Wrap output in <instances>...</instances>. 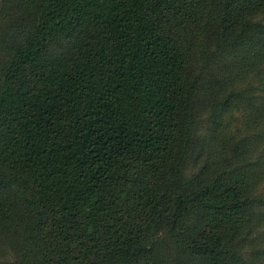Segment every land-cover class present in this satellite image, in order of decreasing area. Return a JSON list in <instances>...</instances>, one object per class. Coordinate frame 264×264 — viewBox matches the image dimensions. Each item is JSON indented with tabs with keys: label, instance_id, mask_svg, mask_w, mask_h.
I'll return each mask as SVG.
<instances>
[{
	"label": "trees",
	"instance_id": "16d2710c",
	"mask_svg": "<svg viewBox=\"0 0 264 264\" xmlns=\"http://www.w3.org/2000/svg\"><path fill=\"white\" fill-rule=\"evenodd\" d=\"M263 232L264 0H0V264H264Z\"/></svg>",
	"mask_w": 264,
	"mask_h": 264
},
{
	"label": "rangeland",
	"instance_id": "374dc122",
	"mask_svg": "<svg viewBox=\"0 0 264 264\" xmlns=\"http://www.w3.org/2000/svg\"><path fill=\"white\" fill-rule=\"evenodd\" d=\"M209 97L208 96H202L200 95L198 101V108H197V117H198V127H197V132L200 133H205L207 131V127L209 125L208 119L206 118V115L208 113L206 105L209 103ZM231 116L230 122L228 121V124H226L222 129V135H224V140L227 138H230V136H233L234 134L238 133L239 134L241 131L243 133L241 135H244L246 131H244L243 126H244V120L247 116L245 112V108L241 107L239 109H235L232 111L229 115V118ZM229 120V119H228ZM237 129H240L237 131ZM240 135V136H241ZM221 137V136H220ZM219 137V138H220ZM192 169H188L187 173H191ZM264 233V232H263Z\"/></svg>",
	"mask_w": 264,
	"mask_h": 264
}]
</instances>
